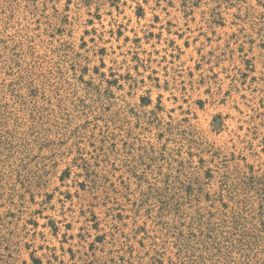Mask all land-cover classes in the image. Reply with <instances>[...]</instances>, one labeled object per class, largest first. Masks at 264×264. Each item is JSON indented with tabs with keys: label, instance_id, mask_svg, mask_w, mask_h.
<instances>
[{
	"label": "rangeland",
	"instance_id": "rangeland-1",
	"mask_svg": "<svg viewBox=\"0 0 264 264\" xmlns=\"http://www.w3.org/2000/svg\"><path fill=\"white\" fill-rule=\"evenodd\" d=\"M0 264H264V0H0Z\"/></svg>",
	"mask_w": 264,
	"mask_h": 264
}]
</instances>
